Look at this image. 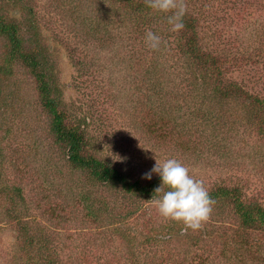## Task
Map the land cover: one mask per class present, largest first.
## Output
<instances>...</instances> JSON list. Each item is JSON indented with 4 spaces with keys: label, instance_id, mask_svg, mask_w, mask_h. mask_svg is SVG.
<instances>
[{
    "label": "rangeland",
    "instance_id": "rangeland-1",
    "mask_svg": "<svg viewBox=\"0 0 264 264\" xmlns=\"http://www.w3.org/2000/svg\"><path fill=\"white\" fill-rule=\"evenodd\" d=\"M113 2L0 0V12L17 23L25 47L30 23L37 27L66 123L82 125L90 153L142 182L158 177L143 178L155 160L176 158L208 192L237 187L245 201L264 208V136L251 124L262 111L257 114L245 98L214 105L194 98L189 71L195 65L183 47L188 34L170 31L166 20L155 22L154 15L139 26L122 9L108 13ZM184 2L197 23L199 46L219 60L223 80L264 100V0ZM149 29L161 37L159 50L145 45ZM5 51L0 39V63ZM157 82L164 87L161 94ZM2 84L0 185L21 188L24 220L48 238L59 264H264V231L243 229L229 202L214 203L199 230L154 241L183 224L161 217L151 199L92 185L85 173L72 170L53 141L37 82L26 67L15 63ZM206 110L221 117L216 136L201 125ZM162 118L169 122L158 126ZM79 191L102 211L123 216L122 223L93 221ZM7 207L0 194V264H26ZM115 225L131 243L113 232Z\"/></svg>",
    "mask_w": 264,
    "mask_h": 264
},
{
    "label": "trees",
    "instance_id": "trees-1",
    "mask_svg": "<svg viewBox=\"0 0 264 264\" xmlns=\"http://www.w3.org/2000/svg\"><path fill=\"white\" fill-rule=\"evenodd\" d=\"M113 1L112 4L114 6L111 5L109 7L108 13H113V9L116 12L122 9L127 14V18L132 17L139 26H145V24L152 22L149 20V15H154L153 21L155 22L165 20L163 14L152 12L148 9L145 0ZM114 3H117L118 6ZM27 11L31 16V8H28ZM183 22L185 25L183 30L188 34L183 47L187 57L195 65L194 69L192 68L189 71L191 77L189 84L192 88V96L199 99L201 103L204 101H208L209 103L213 102L212 105L223 103L230 99H249L255 105L257 114L260 110L262 111V115L258 116L259 119L252 121L251 124H254L258 132L264 136V100L247 93L234 82H225L219 70V60L203 52L199 46L195 19L185 12ZM28 32L29 39L25 47L17 23L7 19L0 12V39L6 41L5 55L3 62L0 63V100L2 99L3 92L2 80H5L12 74V68L15 63H20L27 68L37 82L41 106L49 115V131L54 143L65 155L69 167L74 171L85 173L87 175V181L92 185L99 184L110 189H118L124 194L136 199L144 200L155 198L157 194L154 190L160 184L159 177L146 182H142L140 179H133L126 171L90 153L91 144L82 125L66 123L67 115L63 107L62 93L57 85L53 65L49 57L50 55L43 47L38 37L37 27L33 22L30 23ZM29 44L31 47H27ZM154 88L158 94H161L164 90V87L159 82L154 83ZM202 120L201 125L204 130L207 131L210 129L211 135L216 136L214 133L222 121L221 117L206 110L202 114ZM160 121L158 126L169 122L165 118H162ZM1 176L2 171L0 167V182ZM0 194L9 203V207L5 209V215L17 227L20 248L25 255V263L59 264L48 238L42 235V233H36L31 230L25 222L24 216L26 215L27 209L24 205L21 188L17 185L7 186L2 183L0 185ZM209 195L215 203L229 202L239 218L240 225L243 229L264 231V208L256 202L245 201L239 188L220 186L209 191ZM78 199L85 206L87 216L95 222H106L108 225H114L121 224L124 220L122 219L124 218L123 216L114 217L111 211H102L101 208L96 207L90 195L84 191L78 192ZM113 227V232L131 243L132 237H129L128 234L116 225ZM188 230H185L184 225L172 227L167 232H162L158 236L159 239H154V241L161 242L165 238L166 240H170L181 235L182 231L186 232Z\"/></svg>",
    "mask_w": 264,
    "mask_h": 264
},
{
    "label": "clouds",
    "instance_id": "clouds-1",
    "mask_svg": "<svg viewBox=\"0 0 264 264\" xmlns=\"http://www.w3.org/2000/svg\"><path fill=\"white\" fill-rule=\"evenodd\" d=\"M145 4L152 12L164 14L170 31L178 32L185 27L184 0H145ZM144 42L153 51L159 50L162 43L161 37L150 29L144 33ZM152 174L158 175L160 180L154 190L157 196L151 198L157 213L165 219L183 224L185 230H199L209 219L215 203L203 182L190 175L189 168L176 158L155 160L143 178L150 180Z\"/></svg>",
    "mask_w": 264,
    "mask_h": 264
}]
</instances>
